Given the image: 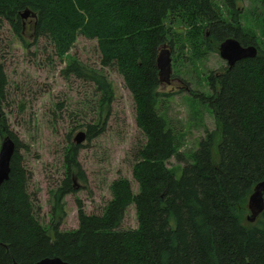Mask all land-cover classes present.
<instances>
[{
  "label": "trees",
  "instance_id": "16d2710c",
  "mask_svg": "<svg viewBox=\"0 0 264 264\" xmlns=\"http://www.w3.org/2000/svg\"><path fill=\"white\" fill-rule=\"evenodd\" d=\"M222 1L231 21L215 0H0V29L7 20L20 34L22 13L30 10L36 13L35 35L49 38L60 57L80 34L97 39L102 64L115 63L132 92L136 123L147 139L133 167L136 194L131 181L119 177L102 214L86 213L79 201L78 228L55 226L50 234L34 214L22 144L5 126L16 150L9 179L0 185V264H35L54 256L69 264H264V210L251 225L243 224L241 210L264 180V50L238 23L237 0ZM176 23L183 24L176 33L188 42L182 48L188 44L193 52L219 51L227 37L258 48L255 57L212 72V94L194 95L215 114L221 139L215 154L216 135L208 132L180 175L167 165L173 156H183L175 128L159 110L164 94L157 67L159 47L168 41L173 47L180 38L172 29ZM66 71L95 82L111 99L112 87L103 76L76 61ZM7 83L0 64L1 121ZM77 150L73 144L66 155L60 197L75 191L73 169L82 174ZM132 204L139 223L126 229L122 224Z\"/></svg>",
  "mask_w": 264,
  "mask_h": 264
},
{
  "label": "rangeland",
  "instance_id": "374dc122",
  "mask_svg": "<svg viewBox=\"0 0 264 264\" xmlns=\"http://www.w3.org/2000/svg\"><path fill=\"white\" fill-rule=\"evenodd\" d=\"M215 1L224 18L231 21L223 1ZM236 5L238 23L245 33L256 37L264 50V5L258 0H237ZM35 18L34 12L22 18L20 34L7 20H3L0 29V64L4 65L8 81L1 103L0 148L7 135L6 126L22 144L19 152L22 165L30 174L27 191L34 214L53 234L55 226L62 231L78 228L79 201L86 213L102 214L112 199L111 185L119 177L131 181L135 194L139 191L133 167L147 139L136 123L133 94L115 63L102 64L98 40L80 34L70 51L60 57L49 38L35 35ZM182 26L173 25L175 37ZM188 30L185 27L184 33ZM179 37L171 47L172 77L176 78L159 88L164 94L160 113L175 128L183 156L182 160L173 156L167 163L177 175L185 161L192 160L191 154L208 132H215L217 141L213 151L217 153L221 139L219 122L211 108L194 95L212 94L208 76L222 72L227 66L219 51L193 52L188 44L182 48L188 42L185 37ZM75 61L110 83V100L95 82L66 71ZM89 130L93 134L90 139ZM79 136L82 140L77 142ZM73 144L78 146L76 159L82 174L76 167L73 169L75 191L60 197L59 187L67 176L66 155ZM247 209L248 203L241 205L243 224L251 225L246 219L250 214ZM138 223L136 207L132 204L122 227L136 228Z\"/></svg>",
  "mask_w": 264,
  "mask_h": 264
},
{
  "label": "water",
  "instance_id": "95a60500",
  "mask_svg": "<svg viewBox=\"0 0 264 264\" xmlns=\"http://www.w3.org/2000/svg\"><path fill=\"white\" fill-rule=\"evenodd\" d=\"M30 10L22 13V17L26 18ZM220 56L226 60L229 68L233 67L238 61L255 57L258 53V48L255 44L243 45L235 37H227L219 46ZM157 67L159 74V81L169 84L172 81V50L169 44L164 43L159 47L157 55ZM82 139L76 138L77 142ZM16 150L15 140L7 134L1 143L0 148V185L9 179L11 172V160ZM248 209L250 214L247 219L250 222H255L259 215L264 210V180L258 182L248 199ZM14 264H18L15 262ZM35 264H69L60 257H44Z\"/></svg>",
  "mask_w": 264,
  "mask_h": 264
},
{
  "label": "flooded vegetation",
  "instance_id": "af4514ba",
  "mask_svg": "<svg viewBox=\"0 0 264 264\" xmlns=\"http://www.w3.org/2000/svg\"><path fill=\"white\" fill-rule=\"evenodd\" d=\"M175 78H176V77H175ZM175 78H174V77H172V81H173V80H175ZM172 81H171V82H172ZM180 82L182 83V81H180Z\"/></svg>",
  "mask_w": 264,
  "mask_h": 264
}]
</instances>
